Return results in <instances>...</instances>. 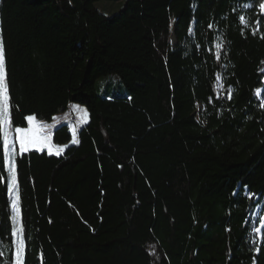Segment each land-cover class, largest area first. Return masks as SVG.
<instances>
[{
  "label": "trees",
  "instance_id": "16d2710c",
  "mask_svg": "<svg viewBox=\"0 0 264 264\" xmlns=\"http://www.w3.org/2000/svg\"><path fill=\"white\" fill-rule=\"evenodd\" d=\"M99 1L0 0L13 129L88 113L77 145L63 124L61 154L15 156L23 264H264L259 0ZM110 76L123 93L95 91ZM10 178L0 141V264Z\"/></svg>",
  "mask_w": 264,
  "mask_h": 264
},
{
  "label": "snow or ice",
  "instance_id": "6c2138e0",
  "mask_svg": "<svg viewBox=\"0 0 264 264\" xmlns=\"http://www.w3.org/2000/svg\"><path fill=\"white\" fill-rule=\"evenodd\" d=\"M245 7H253V5L248 4L245 5ZM256 7L258 8L260 19L256 20V27L253 30V35H255L260 30L261 20H264V0H259ZM240 19L242 22H245L244 17H241ZM209 27H211V25H209ZM261 38H264V33H261ZM260 91V89H257V95L260 94ZM229 98H231L230 89ZM261 106L264 107V104ZM73 107L75 108L78 106ZM11 109L12 105L10 104L8 85L6 83L5 52L2 42H0V141H2L3 165L7 168V171L11 177L10 182L7 184V191L9 194H12L14 188L16 187V142L19 144V150L21 153L27 152L31 148H36L41 151L47 148L49 154L55 150L57 155L64 151L63 147H58L52 143V135L45 131L46 129L53 127V125H48L38 121L35 115H28L25 117L27 121V127L16 126L13 129ZM73 132L75 133V129H73ZM13 134L15 136V140H13ZM78 142V140L73 138L72 143ZM13 208H16L15 203H13ZM13 220L15 221V217H13ZM254 231L259 234L261 229L256 228ZM22 233V224L19 230L15 227V225L13 226L12 236L14 237L15 244V264H23L25 242ZM257 251H259V249H257ZM0 255H2V253H0Z\"/></svg>",
  "mask_w": 264,
  "mask_h": 264
},
{
  "label": "rangeland",
  "instance_id": "374dc122",
  "mask_svg": "<svg viewBox=\"0 0 264 264\" xmlns=\"http://www.w3.org/2000/svg\"><path fill=\"white\" fill-rule=\"evenodd\" d=\"M125 5V0H119V1H111V0H101L95 4V7L102 12L103 14L107 16H112L116 13H118ZM95 91L103 94V93H110V94H120L125 91L124 86L120 82L119 77L117 76H110L106 78H100L97 79L95 82ZM261 94V93H260ZM264 101V100H263ZM73 106H78V107H73ZM38 121H41L45 124L48 125H53V127L46 129L45 131L50 133L51 135L54 133V131L61 125L63 124H68L70 126V131L72 134V139L68 146L70 145H77L78 143H72L73 138L78 140V132L79 130L85 126L88 123V113L87 110L84 106H81L79 104H71L70 107L63 113L57 115L56 117L53 118L52 121H42L37 119ZM73 129H75V133L73 132ZM13 140H15V136L13 134ZM52 143L56 145L53 140ZM58 146V145H56ZM58 147H63L64 149L67 146H58ZM41 151L36 148H31L29 151ZM43 151H46L49 154V151L47 148H45ZM28 152V151H27ZM18 153H21L19 150V144L16 142V155ZM25 153V152H24ZM51 155H57L55 153V150L51 153ZM11 180V178H10ZM10 197L12 199V206L13 203L16 204V208L14 210V217H15V227L19 230V216H18V199H17V192H16V187L14 188L12 194H10ZM260 213V210L258 209L255 212V216H258ZM260 225H261V230L264 229V214L261 215L260 219Z\"/></svg>",
  "mask_w": 264,
  "mask_h": 264
}]
</instances>
